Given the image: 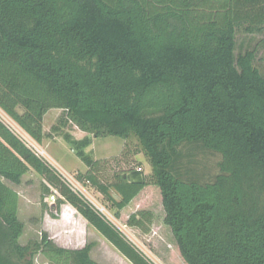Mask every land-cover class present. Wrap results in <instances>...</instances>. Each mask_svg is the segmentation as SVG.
Listing matches in <instances>:
<instances>
[{
	"label": "trees",
	"instance_id": "16d2710c",
	"mask_svg": "<svg viewBox=\"0 0 264 264\" xmlns=\"http://www.w3.org/2000/svg\"><path fill=\"white\" fill-rule=\"evenodd\" d=\"M53 109L93 138L135 139L149 162L144 184L119 175L106 185L85 153L91 139L63 136L88 167L77 179L116 217L153 186L185 264H264V0H0V111L40 145ZM29 172L43 181L44 208L57 192L53 208L68 204L131 264H153L1 120L0 264L37 253L98 264L91 244L20 243L9 184ZM152 221L141 209L126 226L147 235Z\"/></svg>",
	"mask_w": 264,
	"mask_h": 264
},
{
	"label": "rangeland",
	"instance_id": "374dc122",
	"mask_svg": "<svg viewBox=\"0 0 264 264\" xmlns=\"http://www.w3.org/2000/svg\"><path fill=\"white\" fill-rule=\"evenodd\" d=\"M61 117H64L61 110L53 109L47 112L43 120V132L50 134V137L45 138L39 145L0 111V120L21 138L34 144L42 156L67 178L72 188L102 206L114 226L149 261L153 264H185L178 253L169 228L163 224L164 212L158 190L153 186H147L131 202L128 209L121 211L119 217H116L115 209L95 188L85 180L77 179L78 176H84L88 172V167L77 157L76 151L63 136L67 134L74 140L85 137L91 139V145L85 149V153L92 160L99 162L92 173L100 183L106 185L114 184L119 175L138 168L143 172L145 181L150 179V164L140 152L136 140L110 136L93 138L72 123L68 122L65 126H61ZM53 127L60 128V131L52 133ZM42 183L39 176L29 172L22 178L19 185L9 184L19 196L18 218L24 224V231L20 238L21 244L24 245L30 240L39 241L41 235L45 234L57 246L66 249H80L91 244L90 257L98 264H131L68 204L61 205L59 209L53 208L54 203L49 196L44 201L47 208H44L41 203ZM55 195L59 196L58 193ZM141 209L149 210L153 214L152 225L147 235L136 228L126 226L127 216ZM33 264L49 263L42 254L37 253L33 258Z\"/></svg>",
	"mask_w": 264,
	"mask_h": 264
},
{
	"label": "built area",
	"instance_id": "2783aa9c",
	"mask_svg": "<svg viewBox=\"0 0 264 264\" xmlns=\"http://www.w3.org/2000/svg\"><path fill=\"white\" fill-rule=\"evenodd\" d=\"M9 127V126H8ZM10 128V127H9ZM11 129V128H10ZM12 130V129H11ZM23 142L24 144L39 158L43 159L44 161H46L47 163H49L52 167L53 165L42 156V153L36 148V146L32 143H29L27 140H25L23 137L21 138L20 135L18 133H16L14 130H12ZM30 138V137H29ZM31 139V138H30ZM32 140V139H31ZM55 168V167H54ZM56 169V168H55ZM139 170V169H138ZM56 171L59 173V175L61 176V178L63 179V181L69 186V188L76 194H78L89 206L90 208L97 213L100 217L106 219L107 221H109L112 225H114V223L110 220V218H108L107 216V212L106 210L100 206L99 204H97L96 201L94 200H90L87 196L83 195L82 192L74 189L71 187V185L69 184V182L67 181V178L61 174V172L59 170L56 169ZM55 194H57V192L54 191ZM52 194L49 199H51L52 203H54L55 201V194ZM107 213V214H106Z\"/></svg>",
	"mask_w": 264,
	"mask_h": 264
},
{
	"label": "water",
	"instance_id": "95a60500",
	"mask_svg": "<svg viewBox=\"0 0 264 264\" xmlns=\"http://www.w3.org/2000/svg\"><path fill=\"white\" fill-rule=\"evenodd\" d=\"M17 111L19 112L21 109L18 108ZM122 177L125 178L128 183L133 185H142L145 182L144 175L141 170L128 172L127 174H123Z\"/></svg>",
	"mask_w": 264,
	"mask_h": 264
}]
</instances>
